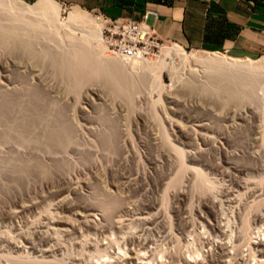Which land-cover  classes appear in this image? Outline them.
<instances>
[{
  "label": "rangeland",
  "instance_id": "374dc122",
  "mask_svg": "<svg viewBox=\"0 0 264 264\" xmlns=\"http://www.w3.org/2000/svg\"><path fill=\"white\" fill-rule=\"evenodd\" d=\"M24 1L33 4L37 0ZM59 2L62 3L61 1ZM63 6L64 10L62 12V20H65L67 19L72 9L76 6L69 4H63ZM90 13L96 15L93 12ZM61 38L62 37H60L59 39ZM62 39L61 41L59 40L61 44L59 42H56V44H51V46L53 48H56L58 52L60 51L59 53L64 51L63 47L65 48V51L67 50V48H69V44L67 45L65 43H68L70 39ZM174 44L178 43L164 41L160 42V45L164 46H172ZM58 45H60V47H63L60 48ZM2 48L0 47V86L1 88L3 86L2 90L10 91L12 87L18 86V88L14 87L13 90L19 91L21 87H23L20 90L22 91L28 84L37 86L41 89L47 82L48 85L45 84V88L41 90L44 94L47 95L50 100L52 99L51 101L61 104L62 106H66L65 111L67 109V112L69 114L67 116L68 118H71L70 121L74 129L77 128L74 132L76 133L74 134L75 136L72 135V138L74 137L72 141L75 140L77 143L71 141L70 144H68L67 148H65V151H60V156L57 155L59 153L58 151L57 154L56 151H54L53 154L57 156L51 154L54 156L52 157L50 156V153L52 152L49 153L48 151H44L45 153L41 152V154L38 150L40 159L43 157V159L41 160L43 161L45 159L43 162H46V166L48 165L47 168L50 171H48L49 175H42V172L35 171L27 176L19 178L18 181L14 180L17 176L14 179H11L12 177L7 171L8 169H3V167H6L2 164L6 163V159H10L11 157H13V155L14 157H22V159L30 160L31 157H35V155L38 153L35 152L36 149L33 146H29L30 148H26L24 146L26 149L23 147L22 149L17 147L18 144L14 146V142H9L7 144L5 142L0 143V233H2V235L4 236H8L2 237V235L0 234V239L2 240V243L0 242V264H14L10 261V259L15 260L13 259L15 257L16 259L21 258V261L23 260V262L25 259V264H28L27 261L29 262V264H41L42 262V264H134L133 262H130V257H136V255V258L139 259L138 261H142L144 263H146V261L147 263L150 261V264H160L159 262H161L162 264L169 262L167 264H171V262L176 261V258H174L175 256H179L178 258L182 259L181 263V261H179L177 258L179 262L176 261L175 263L179 264H184V260H189L190 258L191 260H193L194 258H196L194 260H201L202 263L204 262V260L208 261L207 263L203 264H215L213 263L212 258L218 256L219 250H213L211 253L209 248L207 246H204L209 240L207 238H210L211 241H214V239L212 238H215V241L220 240V238L224 239L223 242H226L227 240V242L231 244L230 248L233 250V253H235L233 254L230 251V256L232 257V259H228L230 256L226 257L224 260L217 262L218 264H225V262H227L226 264H235V262L237 264H241L243 262L242 264H244V260L246 261L247 259H249L248 264H264L263 262L259 263L261 259L258 261L259 251L261 247L248 245L249 243L246 242L249 250L252 247L254 249V251L251 250L252 252L258 251V253L255 252L257 256H254L255 253H253L252 257H250L251 255L249 254V252H247L248 247L244 246L245 242L243 241L248 240V242H251L252 240H255V238L259 237L261 233V237L262 239H264V232H262L264 231V217H261L264 214V84L261 88H259V90L256 91L255 100L249 98L244 100L238 99L240 101H236L235 103L232 101L228 104L225 97L219 94L206 95L198 91H187V89L184 87L187 81L192 79L195 82L197 79L198 82H195L196 85L201 86L202 83L208 81L207 78H209L211 75L209 73H206V71L202 67L200 69H198L199 67H197V70L192 73L188 68H184L181 59L176 57L173 60H166L169 66L167 67L168 69L166 68L165 70H163V72L161 71L160 74L158 73L159 75H161L159 81L153 76L151 72L147 74V72L145 73V71H133L132 74L134 79L137 78L138 80L140 79V77H146V82H143L139 86L140 88L136 89V91L133 93L131 104L125 98L114 93L101 81L97 80L82 87V91L80 90L81 92L75 91V93L74 91H69L70 94L75 93L70 95L67 90L68 88L67 82H65V77L56 73L52 66L46 64L43 65L45 67H42V64H40L41 69L36 66L38 70H34V65L30 63V66L32 68L29 67L28 61L19 58V56H17L19 59L16 56H12V53H8L5 48ZM184 48L188 52H192L194 50L191 48ZM197 51L210 52L204 50ZM224 54L241 59L250 58L229 53ZM102 55L105 57V54L103 52ZM161 55L162 50L160 48L159 51H156L155 55L151 57V59L157 60ZM115 58L117 59L118 57ZM250 59L258 60L260 58ZM22 62H24L25 64L28 63V65L24 66ZM19 64L23 67L18 68L17 66ZM16 71L18 72V74L24 72L22 74L24 76L26 73H28L26 74V76H28L25 77L28 80H25V78H21V74L17 75ZM35 74H39L37 75L39 77H37ZM33 77L36 78L33 79ZM11 78L13 79L11 80L13 85L7 83V80ZM38 79L40 80V82L44 83H40ZM42 79H44V81H42ZM49 79L52 81H50ZM27 81L29 82L27 83ZM49 83H51V85ZM53 87L55 88L53 89ZM53 91H58V95H56ZM60 92H64L62 94L65 95V97H63ZM67 94L70 96H68ZM251 100H253L254 102ZM225 102L227 104H225ZM71 114H73L74 117L71 116ZM170 119L176 120V122L178 121L179 124H182V126H193L195 130L196 128L197 131L199 129V132L202 131L199 125H208L207 128L209 129L205 131H210L209 133L211 134V137L212 135H214L216 136V139H213L214 136L212 137L211 140L214 141L213 143L211 140L205 141L198 136L196 139L191 141L185 137H182L179 131V127L172 125L170 123ZM107 131L111 133L109 135L115 134V150L113 149L111 151V148H113V146L111 148H108L106 142L100 138L101 136L104 137V135L105 137H108ZM205 131L203 130L202 133L204 132L205 134H207ZM164 134H166L169 139L166 138ZM116 135L119 137V139ZM166 139H168V141L170 140V144L166 141ZM116 141H123L120 142L123 143V147L119 148V146L122 145H119V143L116 145ZM126 142L127 144L125 145ZM163 143L168 144L166 146V144ZM171 144L174 145L175 148L180 147L177 148L179 150H181L182 148L184 153L185 151L186 153H191L192 151L190 156L188 155V153L187 155L185 154L186 156L184 155L185 159H183L185 161L183 160V165L184 167L189 165L190 168L195 167V169L197 167L198 169L196 170H200L202 173L198 175L199 179L195 178L197 177L195 175H197L198 171H196V173L193 172V170L195 169H191L193 172L192 173L190 172V168L184 169H187L186 173L183 171L185 174H182L184 178L182 176H179L182 173L178 171V168H180L179 165H181V161L178 162L180 158L176 154L177 150L174 149V151L176 152H174L173 149L172 151H169V148H173V146L170 147ZM69 145H71V147H69ZM106 146L109 150L105 149ZM126 146L127 148L125 149ZM17 148L19 149V151L21 150L22 153H19ZM116 148H119L117 149L118 151L116 150ZM14 151H16L17 154ZM63 151L65 153L62 154L61 152ZM165 151H169V157L167 156V153ZM124 152H126L127 154ZM171 152H173L174 154ZM196 152L201 154L202 156H200ZM124 154L126 156L125 158L128 157L127 160L129 162L123 157ZM136 154L137 156H135ZM132 155L133 157H135L133 158ZM172 155L174 157H172ZM51 158L54 159L52 160ZM56 158L60 159L57 160ZM156 158H160V160H163L162 162L158 160L156 163V161H154L157 160ZM171 158H176L178 160H170ZM4 160L6 161L4 162ZM171 161H175V163H171ZM153 162H155L156 165ZM241 167H243L242 170H240ZM171 168H173V171H171ZM174 168H177V172L180 173L177 176L175 173L176 170ZM234 168H236L237 170ZM169 170L171 171L170 173ZM5 173L9 176H7ZM170 175H174L172 177L175 179V181H173L174 179L171 181L172 177ZM200 175H202L203 178H200ZM181 178H183L184 180L182 179L180 181ZM193 178L194 181L192 180ZM201 179L203 181L205 179L206 182L204 181V183H206L207 186L202 185L203 183L201 184L202 186L200 184L198 185L199 181L201 183ZM11 180L15 181L16 184ZM63 180H65V182L68 181L67 183L69 184H66ZM168 181H170V183ZM165 182L169 185H167ZM165 184L166 187H164ZM181 184H184V186L186 187L184 188L183 186H180ZM70 185L73 189H76L78 187V189L80 190H76L82 192L81 194L83 196L80 194V192H78V195L82 197H79L76 194L74 196V193L68 192L69 188L71 191ZM66 186L68 187L67 190L65 189L67 188ZM173 186L175 188V191L177 188L178 191L184 192L183 195H181L178 191V194L176 195L177 192L173 190ZM179 186L183 188H180ZM200 186L204 190H202ZM60 188L62 190H60ZM168 188L172 191L170 192ZM56 189H58L59 191H55ZM159 189H161L162 192H160ZM165 189L168 190L167 192L169 194L165 192ZM205 189L210 190L208 191ZM64 190H66L65 194L68 192L66 195L69 194V197L67 196L68 199L71 198V200H68V202L70 201V204L67 203L68 207L66 206V203L62 204V202H59L58 199L59 195L57 193L60 194ZM186 191H189V194ZM52 192H55L54 195L51 194ZM70 193H72V195ZM205 193H207V196H209L207 197ZM55 194H57L58 196ZM59 197L61 199V196ZM209 197L216 199H212L213 201H210ZM111 199H114V202L116 201V206L114 205L115 209L112 208L113 206L107 207L109 206L107 203L109 200L112 201ZM181 199H184L186 201H181ZM38 200L40 201V203H38ZM207 200L208 204L206 203ZM229 200L231 202H229ZM154 201L156 203H153ZM216 201L217 203H215ZM35 202L37 203V205L35 204ZM212 202H214V204H217V207L215 206V212H212V209H214L213 205H211ZM22 204H27L29 206L34 204L35 206L39 207L37 208L33 205V207L30 208L31 211H27V209V212L25 211L26 213L21 214V208L18 207L22 206ZM157 204L160 205L157 206ZM152 205L157 206V209ZM219 205H222L220 206L221 210ZM208 206L210 209L208 208ZM91 207L97 209L95 214V216L97 215V217L92 218L94 220L92 223L94 227L92 226L90 228L84 225L85 220L80 215H88L90 213L89 210H92L90 209ZM16 209L19 210L20 213L19 211L17 212ZM159 209L162 213L160 214L161 216L158 213L160 211L157 212V210ZM8 211H13L11 213H14L15 211V214H12L13 216H11V213L9 212V214L7 215L6 213ZM144 211H148L149 213H145ZM260 212L262 213V215ZM183 213L186 214V216ZM16 214L18 216H16ZM166 214L167 216H162ZM256 214L257 216H255ZM258 214L263 221L258 222L256 220L258 224L256 225V222L254 220L256 217H258ZM146 215L149 216V221L147 219L148 222L141 220L139 221V219H137L138 216L145 217ZM168 216L169 218H167ZM218 216L221 217H219L220 220L219 218H217ZM240 216L242 217V219H240ZM62 217L63 219L66 217V220L70 219L69 223H75V227H70L71 229H68L69 226H60V223L62 222L61 220H59V218ZM67 217L69 219H67ZM158 217L159 219L157 220L156 218ZM243 218L244 220L245 218L248 219V223L252 224L249 225L247 221H245L244 223L241 222L243 221ZM114 219L117 221L118 225ZM165 219L167 221H165ZM181 219V222L184 223L180 222ZM185 219L186 222L189 221L190 224V221H193L194 224L196 223L195 227H193V222V226L188 223L190 232L189 230H187L188 228L185 225ZM217 219L218 222L223 221L227 223V230L229 229L231 232L228 230L226 236L213 233L210 230L211 223H216ZM118 221H120L122 224H120ZM159 221L163 222L162 224L160 222L158 225L161 228L158 227L157 224H155ZM229 221L232 223L231 225ZM142 222L146 223L142 224ZM56 223L58 224L56 225ZM149 223L151 224L149 225ZM171 223H173L174 226H171ZM225 223L223 224L226 225ZM242 223L243 225H241ZM245 223H247V226H250V228L248 227L250 229H248V232L246 231L247 229L244 231L247 226L245 228L242 227L243 229L241 228V226H245ZM147 224L152 227L153 230L152 228L150 229ZM164 224L170 225L171 228L174 229V233L171 228H169L168 226L166 227ZM180 224H182L181 227ZM106 225H108V227ZM235 225H237V227ZM238 226L240 228H238ZM259 226H261L262 228ZM256 227H259L261 231L260 233L259 229ZM55 228L57 230H55ZM63 228L68 229L71 234L66 229L65 230L69 234H67L66 231L60 232V230ZM191 228L194 229L191 230ZM148 229L150 230V233H148ZM45 231L49 233L46 234ZM169 231H171V233ZM254 231H257L256 234L258 236L254 233ZM50 232L52 233V235ZM54 232L57 235H55ZM164 232H166V234ZM245 232L249 233V235H247ZM241 233L242 236L239 235ZM170 234L172 235L170 236ZM234 234L240 236L238 238L243 241L242 243L244 244H241L243 245V247L240 245V248L239 244L236 245L237 236H234ZM136 235L139 236L137 237L139 239L141 236V238L144 237L143 239H140L141 242L147 240L146 238L151 237L149 239L151 240V243L148 246L152 247L151 250L149 248L150 251L148 250V247L143 246H141L143 247L141 251V247L139 246L138 248V243H135L134 245L129 243V237H136ZM47 236L53 237L55 239L58 236L59 239L57 238V242L50 241V245V243L45 240L46 238H44ZM229 236H231V238ZM232 236L234 237L233 239ZM241 237L244 239H242ZM245 237L247 239H245ZM6 238L8 239L5 240ZM228 238L232 239L233 241L230 240V242ZM248 238L250 239V241ZM240 240L238 242H241ZM5 241L10 242L5 243ZM232 242H234V249L232 248ZM12 243H15V245H13ZM19 245L21 246V248H19ZM36 246L37 248H35ZM49 247H51V249ZM205 247L207 248V251ZM238 247L240 249H238ZM244 247L247 248L246 251H244L245 249L241 250ZM34 248L35 250H38L39 248L38 251H42V249L44 250V248H49L50 250L48 249V254L41 255L42 253L40 254V252H36L37 250L35 251ZM235 249L238 250L241 256L237 254V251ZM138 250L141 251V255L136 254L139 252ZM241 251H244L245 253H241ZM247 253L250 255V258H247L248 256H246V258L244 257ZM171 254L174 257H172ZM208 254L212 257L210 258ZM206 255L208 257H206ZM236 255H239V260H236ZM28 256L30 257L28 258ZM45 256L47 257L45 258ZM241 257H244L245 259H242ZM206 258H208V260ZM31 259H35L38 261L33 260V262H30ZM43 259H46L47 262L41 261ZM209 259H211V261ZM19 260L17 262L21 263ZM231 261L233 263H231Z\"/></svg>",
  "mask_w": 264,
  "mask_h": 264
},
{
  "label": "bare ground",
  "instance_id": "6f19581e",
  "mask_svg": "<svg viewBox=\"0 0 264 264\" xmlns=\"http://www.w3.org/2000/svg\"><path fill=\"white\" fill-rule=\"evenodd\" d=\"M64 10V6L62 3H60L59 1L57 0H37L35 3L33 4H30L24 0H0V47L2 48H5V50L8 51V53H12V56H19V58L23 59V60H26L29 62V67L30 66V63L32 65H34V70H38V68L41 67L40 64H42V67H45L43 65H46V64H49V66H52L54 68V71L60 75H62L63 77H65V82H67V90L68 92H81V88L86 86L87 84L93 82V81H101L103 84H105L106 86H108L114 93H116L117 95L125 98L128 102H132V99H133V93L136 91V89L140 88L139 86L143 83V82H146V77L145 78H141L137 80L133 78V71H137V70H140V72L142 71H145V73L147 72V74H149L150 72L153 74V76L159 81L160 78H161V75H159L161 73V71L163 72V70H165L169 65L167 63V59H175L176 57L180 58L181 59V62H182V65L184 66V68H188L192 73H194L196 70H197V67H199L198 69H200L201 67L206 71V73H209L211 76L208 79L207 82L205 83H202L204 85L201 84V86H198L196 85L195 82H198L197 79L196 81L194 82L192 79H190L189 81H187L185 83V88L188 90H191V91H198V92H202V94H210V95H216V94H219L223 97H225V99L227 100L228 104L231 103L232 101L235 103L236 101H240L238 99H253L255 100L256 99V91L259 90V88L262 87V85L264 84V58H260L258 60H254V59H250V58H246V59H241V58H236V57H232V56H228L222 52H200V51H197V50H193L192 52H188L182 45L180 44H174L172 46H164V45H160V48L162 50V55L159 57V59L157 60H153L151 58H144V59H124V58H115V57H111V56H107V48L104 46V41H103V27H104V24L103 22H101L96 15H93L92 13H90L89 11L79 7V6H76L72 9V11L69 13L67 19L65 20H62V12ZM64 15V14H63ZM65 18V17H64ZM60 37L62 38H68L70 39L67 40L69 41L68 43H65V44H69L67 48V50L65 51V48L63 47L64 51L59 53L57 51L56 48H53L51 46L52 43H55L56 42H59V40L61 41V39H59ZM59 39V40H58ZM58 40V41H57ZM65 40V39H64ZM63 41V39H62ZM66 41V42H67ZM60 43V42H59ZM64 43V42H63ZM58 44V43H57ZM61 44V43H60ZM54 45V44H53ZM66 45V46H67ZM60 47V45H58ZM56 47V46H55ZM60 47V48H62ZM2 48V49H3ZM59 50V49H58ZM102 52L105 54V57L102 55ZM1 55V54H0ZM11 56V57H12ZM18 58V57H17ZM18 58V59H19ZM13 59V58H12ZM173 62V61H172ZM171 62V63H172ZM177 62V61H176ZM21 63V62H19ZM22 64L25 65H28L25 64L24 62H22ZM39 65V66H38ZM17 66V65H16ZM37 66V67H36ZM15 67V66H14ZM18 68H21L23 67L22 65H18L17 66ZM32 68V67H31ZM23 69V68H22ZM41 69V68H40ZM39 69V70H40ZM168 69V68H167ZM174 69V68H173ZM18 70V69H17ZM33 70V71H34ZM175 70V69H174ZM20 71V70H19ZM22 71V70H21ZM25 71V70H24ZM53 71V72H54ZM17 72V71H16ZM50 72V70H49ZM204 72V71H203ZM15 73V72H14ZM20 73V72H19ZM24 73V72H23ZM23 73H20L18 74L17 72V75H20L21 78H25L27 77L26 73L25 76L22 75ZM44 73V72H43ZM47 73V72H46ZM52 73V72H51ZM159 73V74H158ZM45 74V73H44ZM53 74V73H52ZM36 76L39 75V74H35ZM34 75V76H35ZM41 75V73H40ZM43 75V74H42ZM50 75V74H49ZM208 75V74H207ZM19 76V77H20ZM143 76V75H142ZM147 76V75H146ZM39 77V76H37ZM52 77V76H51ZM56 77V76H55ZM6 78H9V77H6ZM36 78V77H33V79ZM57 78V77H56ZM11 80H13L12 78L11 79H8L7 83H9L10 85L12 84ZM16 80V79H15ZM25 80H28L25 78ZM39 80V79H38ZM50 80V79H49ZM60 80V79H59ZM42 81H44V79H42ZM47 81V80H46ZM45 81V82H46ZM52 81V80H50ZM48 81V82H50ZM29 81H27L28 83ZM40 82V80H39ZM59 82H62V81H59ZM155 82V81H154ZM25 83V81H24ZM26 83V84H27ZM42 83V82H40ZM44 83V82H43ZM42 83V84H43ZM156 83V82H155ZM15 84V83H14ZM25 84V85H26ZM47 84V82L45 83ZM44 84V85H45ZM51 85V83H49ZM152 84V83H151ZM150 84V85H151ZM13 85V84H12ZM43 85V88H45V86ZM48 85V84H47ZM57 85V84H55ZM101 85V84H100ZM157 85V84H156ZM159 85V84H158ZM21 86V85H20ZM61 86V85H60ZM152 86V85H151ZM5 87V86H4ZM12 87V86H11ZM16 88H18V86H14ZM14 87L11 88L10 91H6V90H2L3 89V86L1 88L0 86V143H13L14 142V146L17 145V147L19 148H30L29 146H33L36 150L35 152L38 153L36 155H39V151L40 153L41 152H44V151H48L50 153V156L54 157V156H57L60 154V151L61 150H66L65 148H67L68 144H70V142L72 141V139H74V137L72 138V135L75 136L74 133L75 132V128L73 127V125L71 124V121L70 119L71 118H68L67 115L68 114V110L66 109L65 111V107L66 106H62L61 104H58L54 101H51L46 94L43 93V88H38L37 86H33L31 84H28L26 85L25 89L20 91L23 87H21V89L19 91H15L13 90ZM58 87V86H57ZM143 87V86H142ZM162 87V86H160ZM55 87H53L54 89ZM159 88V87H158ZM10 89V88H9ZM47 89V88H46ZM53 89H50V90H53ZM146 89V88H145ZM263 89H264V86H263ZM13 90V91H12ZM49 90V89H48ZM58 90V89H57ZM81 90V91H80ZM161 90V89H160ZM261 90V89H260ZM61 91V90H60ZM159 91V90H158ZM55 92V91H53ZM69 92V94H70ZM190 92V91H189ZM58 91L55 92L56 95ZM61 93V92H60ZM64 93V92H62ZM61 93V94H62ZM76 93V92H75ZM75 93H71V94H75ZM196 93V92H195ZM59 94V95H61ZM70 94V95H71ZM201 94V93H200ZM68 95V94H67ZM66 95V97H67ZM68 95V96H70ZM63 97H65V95L62 94ZM61 96V97H62ZM74 96V95H73ZM52 97V96H51ZM55 97V96H54ZM60 97V98H61ZM76 97V96H75ZM218 97V96H216ZM220 97V96H219ZM258 98V97H257ZM65 99V98H64ZM72 99V98H71ZM251 100V101H253ZM76 101V100H75ZM160 102V101H158ZM254 102V101H253ZM132 104V103H131ZM225 104H227L225 102ZM257 104V103H256ZM231 105V104H230ZM228 106V105H226ZM84 109V108H83ZM163 110V109H162ZM155 111V110H154ZM107 113V112H106ZM71 116H73V114H71ZM157 116V115H156ZM74 117V116H73ZM155 118V117H154ZM170 118V117H169ZM105 119V117H104ZM75 120V119H74ZM73 121V120H72ZM170 123L172 125H175L177 127H179V131L182 135V137H185L189 140H194L196 139L198 136L200 138H202L203 140L205 141H210L212 139V137L214 135H212L211 137V134L209 133L210 131L206 132L205 130H208L209 128H207V126L205 124H202V125H199L202 129V131L204 130L207 134H205L204 132L202 133V131L199 132V129L197 131V128L196 130L193 128V126H187V125H183L182 124H179V122L176 120H171L170 119ZM112 125V124H111ZM80 127V126H79ZM160 127V126H159ZM207 128V129H206ZM158 130V129H157ZM165 130V129H164ZM211 130V129H210ZM77 131V130H76ZM163 131V130H162ZM174 131V130H173ZM105 132V131H104ZM108 132V131H107ZM73 133V134H72ZM117 133V131H116ZM212 133V132H211ZM105 134V133H104ZM107 134V133H106ZM111 133L108 132V137H100L101 139H103L105 142H106V145H108V148L112 147L111 148V151L114 149L115 150V143H114V138H115V134L113 135H109ZM121 134V133H120ZM130 134V133H129ZM210 134V135H209ZM100 135V134H98ZM119 135V133H118ZM166 136V134H164ZM231 135V134H230ZM117 136V135H116ZM216 136L213 137V139H216L215 138ZM98 138V137H97ZM117 138L119 139V137L117 136ZM129 138V137H128ZM163 138V137H162ZM166 138H168L166 136ZM169 139V138H168ZM168 139H166L167 142ZM102 140V141H103ZM161 140V139H160ZM164 140V139H163ZM95 141V140H94ZM103 141V142H104ZM212 141V140H211ZM217 141V140H216ZM215 141V142H216ZM16 142V144H15ZM72 142H76L75 140L72 141ZM120 142H123V141H120ZM119 141H116V145L119 143V145L123 144V143H120ZM214 143V141H212ZM77 143V142H76ZM211 143V142H210ZM127 144V142L125 143V145ZM133 144V143H132ZM163 144H166V143H163ZM168 144V143H167ZM166 144V146H167ZM170 144V142H169ZM22 145V146H21ZM118 145V146H119ZM137 145V144H136ZM216 145V144H215ZM21 146V147H20ZM25 146V147H24ZM117 146V147H118ZM173 148H169V151H174L177 150V155L178 157L180 158L179 160L178 159H174V160H178V162L181 161V165L180 168H178L180 171L177 172V168L175 169L176 170V176L178 174H180L179 176H182V174H184V172L186 173L187 172V169L190 168V166H185L183 165V160L185 159V156L187 155L186 151L184 153V151L182 150H179L177 148H180V147H177L175 148L174 145L171 144L170 147ZM1 147V146H0ZM3 147V146H2ZM69 147H71V145H69ZM122 148V146H119V148ZM134 147V146H133ZM160 147V146H158ZM169 147V146H168ZM167 147V148H168ZM22 148V149H23ZM25 148V149H26ZM107 146H106V150L108 149ZM119 148H116L119 149ZM127 148V146L125 147V149ZM163 148V147H162ZM18 149V148H17ZM15 149V150H17ZM160 149V148H159ZM34 150V149H33ZM39 150V151H38ZM69 150V149H68ZM109 150V149H108ZM202 150V148H201ZM205 150V149H203ZM54 151H56V154H57V151L59 152L57 155H54ZM61 152L62 154L65 153V152ZM118 151V150H117ZM138 151V150H137ZM169 151H165L167 153V156L169 155L168 152ZM16 154L17 152L14 151ZM18 152L19 153H22L21 150L19 151L18 149ZM25 152V151H24ZM47 152V153H48ZM129 152V151H128ZM131 152V151H130ZM176 152V151H174ZM194 152V151H193ZM199 152V151H197ZM196 152V153H197ZM14 153V154H15ZM26 153V152H25ZM45 153V152H44ZM115 153V152H114ZM126 153V152H124ZM173 153V152H171ZM192 153V151H191ZM191 153H188V155L190 156ZM195 153V154H196ZM236 153V152H235ZM13 154V153H11ZM33 154V153H32ZM42 154V153H41ZM53 154V155H51ZM127 154V153H126ZM135 154V153H134ZM174 154V153H173ZM186 154V155H185ZM199 154V153H197ZM26 155V154H25ZM33 158L31 157V159L29 160H26V159H22L21 158H18V157H11L10 159H6L7 162L6 163H3L2 165H4L6 168L3 167V169H8L7 171L9 172L10 176L12 177L11 179H14L16 176V178L14 179L15 181L21 177H24V176H27L29 174H31L32 172H35V171H40L42 172L43 174L42 175H46L48 176L49 174V169L47 168L46 166V162H43L41 159H43V157L40 159V155L39 156H36ZM49 155V154H48ZM185 155V156H184ZM200 156H202L201 154H199ZM23 156V155H22ZM28 156V155H27ZM60 156V155H59ZM58 156V157H59ZM129 156V155H128ZM137 156V154L135 155ZM134 156V157H135ZM160 156V155H158ZM166 156V155H165ZM164 156V157H165ZM171 156V155H170ZM237 156V155H236ZM25 157V156H24ZM45 157V156H44ZM63 157V156H62ZM124 158L126 157L125 154L123 156ZM133 157V155H132ZM133 157V158H134ZM169 157V156H168ZM172 157H174L172 155ZM198 157V156H197ZM33 158V159H32ZM128 158V157H127ZM127 158H125L127 160ZM137 158V157H136ZM184 158V159H183ZM52 159V158H51ZM54 159V158H53ZM52 159V160H53ZM57 159V158H56ZM55 159V160H56ZM60 159V158H59ZM57 159V160H59ZM64 159V158H63ZM140 159V158H139ZM157 160H154L157 161L160 160V158H156ZM172 158L170 160H173ZM4 160V162L6 161ZM163 159H161L160 161L162 162ZM168 160V158H167ZM169 160V162H170ZM128 161V160H127ZM138 161V160H137ZM159 161V162H160ZM185 161V160H184ZM58 162V161H57ZM129 162V161H128ZM175 163V161H171V163ZM68 163V162H67ZM95 163V162H94ZM97 163V162H96ZM125 163V162H124ZM140 163V162H139ZM155 163V162H153ZM155 163V165H156ZM177 163V162H176ZM263 163V162H262ZM58 164V163H57ZM160 164V163H159ZM157 164V165H159ZM162 164V163H161ZM165 164V162H164ZM72 165V164H71ZM87 165V164H86ZM177 165V164H176ZM58 166V165H56ZM96 166V165H95ZM139 166V165H138ZM137 166V167H138ZM174 166V165H173ZM178 166V165H177ZM239 166V164H238ZM244 167V166H243ZM240 168V170H242V168ZM185 168H187L186 170H184ZM169 169V168H168ZM173 171V168H171ZM193 170L195 169V167H191L190 170ZM196 169H198L196 167ZM193 170V172H196L198 170ZM236 169V168H234ZM188 170V171H190ZM192 170L190 172H192ZM231 170V169H230ZM237 170V169H236ZM246 170V169H245ZM49 171V172H48ZM169 170V173L171 172ZM184 171V172H183ZM200 171V170H199ZM197 173V177L195 178H198V175L199 174H202L201 171L200 173ZM244 171V169H243ZM192 172V173H193ZM229 172V171H228ZM2 173V172H1ZM7 173V172H6ZM5 173V174H6ZM166 173V172H165ZM164 173V175H165ZM231 173V172H230ZM163 174V173H162ZM161 174V175H162ZM174 174V173H173ZM224 174V173H223ZM7 175V174H6ZM41 175V174H40ZM163 175V176H164ZM185 175V174H184ZM190 175V174H189ZM9 176V175H7ZM125 176V175H124ZM171 176V175H170ZM174 176V175H172ZM171 176V177H172ZM175 176V177H176ZM178 176V178H179ZM201 177L200 178H203L202 175H200ZM206 177V176H205ZM1 178V177H0ZM136 178V177H135ZM184 178V177H183ZM181 178L180 181L183 179ZM240 178V177H239ZM23 179V178H22ZM26 179V178H25ZM63 179V178H62ZM160 179V178H159ZM174 178L172 177L171 181L173 180ZM199 179V178H198ZM47 180V179H46ZM177 180V179H176ZM184 180V179H183ZM194 181V178L192 179ZM12 182L15 183V181L11 180ZM65 182V180H63ZM175 181V179L173 180ZM192 181V182H193ZM196 181V179H195ZM199 181V180H198ZM197 181V182H198ZM203 180L201 179V183L199 181L198 185L202 184L204 186H207L206 183H204V181L202 182ZM68 182V181H67ZM65 182L66 184H69ZM170 183V181H168ZM191 182V184H192ZM206 182V181H205ZM166 183V182H165ZM172 183V182H171ZM196 183V182H195ZM13 184V183H12ZM16 184V183H15ZM167 184V183H166ZM166 184L164 185V187H166ZM65 185V184H64ZM163 185V184H162ZM169 185V184H167ZM197 185V184H196ZM201 185V186H202ZM68 186V185H67ZM66 186V187H67ZM160 186V185H159ZM180 186H183L184 188L186 186H184V184L180 185ZM179 186V187H180ZM200 186V188L202 189V187ZM261 186V185H260ZM71 187V185H70ZM76 187V186H74ZM158 187V185H157ZM161 187V186H160ZM177 187V186H176ZM178 187V188H179ZM183 187H180V188H183ZM209 187V186H208ZM207 187V188H208ZM65 188V187H63ZM80 188V187H79ZM162 188V187H161ZM170 188V187H169ZM168 188V189H169ZM173 190L175 191V188L174 186L172 187ZM205 188V187H203ZM256 188V187H255ZM66 190L68 189L65 188ZM78 189V187L76 188ZM75 188L73 189L71 187V191H70V188L68 190V192H72L74 193L73 195L75 196V194L77 196H79L78 190H76ZM58 189H56L55 191H57ZM60 190H62L60 188ZM66 190H64L63 192H61L60 194L57 193L59 196H61V199L60 197L58 196V199H59V202H62V204H65L66 203V206H67V203L70 204L68 202V200H71L68 199V195L65 194ZM158 190V189H157ZM160 192L161 189H159ZM170 192L172 191L171 189H169ZM188 190V189H187ZM204 190V189H202ZM205 190H208V189H205ZM210 190V189H209ZM208 190V191H209ZM256 190V189H255ZM59 191V190H58ZM57 191V192H58ZM168 190L165 189V192H167ZM177 188H176V191L177 192ZM97 192V191H96ZM164 192V193H165ZM181 195H183L184 192L182 191H178ZM178 192L176 193V195L178 194ZM187 192V191H186ZM189 192V191H188ZM187 192V193H188ZM204 192V191H203ZM207 192V191H206ZM259 192V191H258ZM55 192H52L51 194L54 195ZM72 193H70L72 195ZM82 192H80L81 194ZM163 193V194H164ZM168 193V192H167ZM225 193V192H224ZM230 193V192H229ZM169 194V193H168ZM189 194V193H188ZM187 194V195H188ZM206 196H207V193H205ZM1 195V194H0ZM4 195V194H3ZM82 195V194H81ZM105 195V194H104ZM165 195V194H164ZM186 195V196H187ZM255 195V194H254ZM68 196V197H67ZM76 196V197H77ZM83 196V195H82ZM82 196H79V197H82ZM106 196V195H105ZM109 196V195H108ZM163 196V195H162ZM209 196V195H208ZM207 196V197H208ZM55 197V196H54ZM85 197V196H84ZM115 197V196H114ZM166 197V196H165ZM164 197V198H165ZM179 197V196H178ZM184 197V196H183ZM188 197V196H187ZM182 198V197H181ZM210 198V197H209ZM208 198V200H209ZM213 198H210V201L212 200ZM216 199V198H215ZM213 199V200H215ZM112 200V199H111ZM116 200V199H115ZM119 200V199H118ZM117 200V201H118ZM168 200V199H167ZM184 200V199H183ZM181 199V201H183ZM208 200H207V204H208ZM212 200V201H213ZM219 200V199H218ZM234 200V199H233ZM236 200V199H235ZM238 200V199H237ZM241 200V199H240ZM107 201V200H106ZM110 201V200H109ZM108 201V205L107 207H112L114 208L116 206V201L114 202V199L112 201L109 202ZM186 201V200H184ZM158 202V201H157ZM163 202V201H162ZM229 202H231L229 200ZM236 202V201H234ZM238 202V201H237ZM33 203V202H32ZM38 203H40V201L38 200ZM153 203H156L155 201ZM159 203V202H158ZM217 203V201L215 202ZM219 203V202H218ZM25 204V203H24ZM35 204L37 205V203L35 202ZM60 204V203H59ZM150 204V203H149ZM210 204V203H209ZM34 205V204H33ZM33 205H23L18 207V208H21L20 211L21 214L23 213H26L27 211L30 210L31 207H33ZM40 205V204H38ZM111 205V206H110ZM115 205V206H114ZM160 205V204H157V206ZM211 205H213L214 209H212V212H215V208L217 207L216 205L217 204H214V202L211 203ZM35 206V205H34ZM57 206V205H56ZM153 207L155 205H152ZM151 206V207H152ZM157 206H155L154 208L157 209ZM216 206V207H215ZM222 206V205H219V207ZM37 207V206H35ZM39 207V206H38ZM37 207V208H38ZM68 207V206H67ZM120 207V206H119ZM150 207V208H151ZM152 207V208H153ZM37 208H34V209H37ZM43 208V207H42ZM149 208V209H150ZM184 208V207H183ZM209 208V206H208ZM28 209V210H27ZM92 210H89V214L88 215H80L85 221H84V225L87 226V227H92V223H93V217H97V215L95 216L96 214V210L95 208H90ZM111 209V208H110ZM115 209V208H114ZM210 209V208H209ZM27 210V211H26ZM151 210V209H150ZM154 210V209H152ZM219 210V209H218ZM220 210H221V207H220ZM16 211L18 212L19 210L16 209ZM19 211V213H20ZM26 211V212H25ZM31 211V210H30ZM100 211V210H99ZM149 211V210H148ZM148 211H146L147 213H149ZM160 211L157 210V212ZM260 211V210H259ZM258 211V213H259ZM9 212H13V211H8L6 214L8 215ZM16 212V213H17ZM38 212V211H37ZM98 212V211H97ZM145 212V211H144ZM145 212V213H146ZM163 212V211H162ZM181 212V210H180ZM179 212V213H180ZM187 212V211H186ZM221 212V211H220ZM43 213V211H42ZM103 213V212H102ZM105 213V212H104ZM141 213V212H140ZM159 215L162 214L161 211L158 212ZM190 213V212H189ZM210 213V212H209ZM219 213V212H217ZM261 213V212H260ZM12 214H15V211L14 213H11L10 215L13 216ZM18 214V213H17ZM16 214V216H18ZM52 214V213H51ZM58 214V213H57ZM81 214V213H80ZM115 214V213H114ZM142 214V213H141ZM164 214V213H163ZM184 214V213H183ZM223 214V213H222ZM186 216V214H184ZM212 215V214H211ZM262 215V213H261ZM264 215V214H263ZM261 216V217H264V216ZM15 216V217H16ZM109 216V214H108ZM147 216V215H146ZM145 217H140L138 216L137 219H139V221H149V216H147V218ZM151 216V215H150ZM161 216V215H160ZM163 217L164 216H167L166 215H162ZM180 216V215H179ZM191 216V215H190ZM193 216V215H192ZM223 216V215H222ZM226 216V215H225ZM239 216V215H238ZM257 216V214L255 215ZM9 217V216H8ZM61 217V216H60ZM140 217V218H139ZM215 217V216H214ZM220 216H218L217 218H219ZM258 214V217L255 218V222L256 220L259 222V221H263L262 218H261ZM66 218V217H65ZM63 219L62 218H59V220H61L62 223H60V226L62 225V227H67L69 226L68 229H71L70 227L74 228V224H72V222L69 223L70 219L67 217V219L69 220H66V219ZM119 218V217H118ZM162 218V217H160ZM166 218V217H165ZM169 218V216L167 217ZM166 218V219H167ZM221 218V217H220ZM219 218V220H220ZM224 218V217H223ZM222 218V219H223ZM10 219V218H9ZM63 219V220H62ZM95 219V218H94ZM110 219V218H109ZM135 219V220H137ZM157 220L159 219L156 218ZM165 219V221H167ZM179 219V218H178ZM240 219H242V217L240 216ZM106 220V219H104ZM108 220V219H107ZM115 220V219H114ZM119 220V219H118ZM151 220H154V219H151ZM164 220V218H163ZM248 219L243 218V221L241 222H245L247 221ZM116 221V220H115ZM147 221V222H148ZM182 221V219L180 220V222ZM235 221V220H234ZM60 222V221H59ZM113 222V221H112ZM120 224H122V220L121 222L118 221ZM151 222V221H150ZM155 222V221H154ZM161 221H159L158 223L156 222L155 224H157V226L159 225ZM178 222V221H177ZM185 222H186V219H185ZM191 224L188 222H186V226L188 228V223L195 227V224L193 221H190ZM192 222H193V225H192ZM253 222V221H252ZM114 223V222H113ZM117 223V221H116ZM115 223V225H116ZM124 223V222H123ZM146 222H142V224H145ZM163 222H161L162 224ZM179 223V222H178ZM181 223H184V222H181ZM223 223L225 222H218V219H217V222L214 224L211 223V228L210 230L213 232V233H216V234H219V235H222V236H226L227 235V223H225L226 225H224ZM230 225L232 224L230 221H229ZM228 223V224H229ZM243 223L241 225H243ZM248 223V221H247ZM247 223H245V226H241V228H245L247 226ZM58 223H56L57 225ZM119 224V225H120ZM151 223H149L150 225ZM153 224V223H152ZM168 224V223H167ZM167 224H164L166 227L168 226L169 228H171V226H174L173 223H171L172 225H167ZM170 224V223H169ZM234 224V223H233ZM238 224V223H237ZM249 224V223H248ZM252 224V223H251ZM249 224V225H251ZM256 225L257 222L255 223ZM260 224V223H259ZM76 225V224H75ZM110 225V224H108ZM108 225H106L108 227ZM118 225V223H117ZM148 225V224H147ZM148 225V226H149ZM163 225V226H164ZM182 224H180V227H181ZM239 225V224H238ZM247 226L244 231L246 230L247 232L250 230V226ZM261 225V224H260ZM264 225V224H263ZM262 225V227H263ZM121 226V225H120ZM146 226V225H145ZM156 226V228H157ZM184 226V225H183ZM182 226V227H183ZM190 226V227H191ZM234 226V225H233ZM237 227V225H235ZM62 227H57V228H62ZM77 227V226H76ZM94 227V226H93ZM119 227V226H118ZM150 227V226H149ZM160 227V226H158ZM207 227V226H206ZM229 227H232V226H229ZM249 227V228H248ZM261 227V226H259ZM259 227H256L259 229ZM261 227V228H262ZM148 228V227H146ZM152 227H150L151 229ZM155 228V227H154ZM161 228V227H160ZM179 228V227H178ZM238 228H240L238 226ZM242 228V229H243ZM66 229V228H65ZM64 228L63 229H59L60 232L61 231H66L68 229L65 230ZM77 229V228H75ZM172 229V228H171ZM180 229V228H179ZM186 229V228H185ZM190 228H188L187 230H189ZM194 229V228H191V230ZM200 229V228H199ZM249 229V230H248ZM257 229V230H258ZM55 230H57L55 228ZM149 230V229H148ZM153 230V228H152ZM182 230V229H181ZM198 230V229H197ZM205 230V229H204ZM233 230V228H232ZM237 230V229H236ZM241 230V229H240ZM4 231V230H3ZM42 231V230H41ZM54 231V230H53ZM173 233H174V229H172ZM179 231V230H178ZM210 231V232H211ZM230 231V230H229ZM243 231V232H244ZM69 232V230H68ZM73 232V230H72ZM146 232V231H145ZM144 232V233H145ZM154 232V231H152ZM151 232V233H152ZM168 232V231H166ZM166 232H164L166 234ZM171 233V231H169ZM186 232V231H185ZM188 232V231H187ZM190 232V230H189ZM231 232V231H230ZM245 232L247 235H249V233ZM260 229H259V233H260ZM264 232V231H262ZM40 233V232H39ZM42 233V232H41ZM46 234H48L46 231H45ZM51 233V232H50ZM67 233V231H66ZM71 234V232H69ZM67 233V234H69ZM148 233H150V230L148 231ZM212 233V234H213ZM254 233L256 234L257 231ZM253 233V234H254ZM2 235V233H0ZM9 234V233H8ZM43 234V233H42ZM55 234V232H54ZM66 234V235H67ZM205 234V233H204ZM254 234V235H255ZM262 234V233H261ZM261 234H260V238L257 237L255 238V240H252L251 242H248V240H243L245 242V247L247 246V243H249L248 245H255V246H258V247H261L260 251H259V257H258V261L261 259L260 262H263L264 263V239H262L261 237ZM264 234V233H263ZM0 235V236H1ZM52 235V233H51ZM57 235V234H55ZM63 235V234H62ZM149 235V234H148ZM169 235V234H168ZM167 235V236H168ZM172 234H170L171 236ZM176 235V234H175ZM202 235V234H201ZM215 235V234H214ZM240 236H242V233L239 234ZM239 235H236L234 234V236H237V242L240 240L238 237H240ZM257 235V234H256ZM255 235V236H256ZM65 236V235H64ZM71 236V235H70ZM132 236V235H131ZM134 236V235H133ZM141 236V235H140ZM146 236V235H145ZM258 236V235H257ZM263 236V235H262ZM2 237H8V236H4L2 235ZM42 237V236H41ZM49 237V236H47ZM44 237L46 238L45 240L47 242L50 243V241H56L57 238L59 239V237L57 236V238H53V237ZM61 237V235H60ZM138 235H136V237H129V243L131 244H135V243H138V248L139 246H143V247H148L151 243V240H149L151 237L149 238H146L147 240H142L143 242H141L140 239H143ZM176 237V236H175ZM202 237V236H201ZM231 238V236H229ZM43 238V239H44ZM62 238V237H61ZM168 238V237H167ZM172 238V237H171ZM174 238V236H173ZM203 238V237H202ZM218 238V237H217ZM227 238V237H226ZM229 239V241H233L232 239L234 238L232 236V239ZM242 238V237H241ZM264 238V237H263ZM8 238H6L5 240H7ZM42 239V240H43ZM170 239V238H169ZM209 239L207 242H206V245L204 246H207L209 248V250L212 251L213 250H219V254L218 256L215 258L213 257L212 258V261L213 263L215 264H218L217 262H220L222 260H224L226 257H229L230 256V251L233 253V250L230 248V243L227 242H223L224 239H221L220 240H217L215 241V238H212L214 239V241H211L210 238H207ZM236 239V237H235ZM244 239V238H242ZM245 239H247L245 237ZM249 239V238H248ZM44 240V241H45ZM63 240V238H62ZM67 240V239H66ZM230 241V242H231ZM235 241V242H236ZM241 241V240H240ZM243 241L241 242H236V245L239 244V247L241 244H244L242 243ZM250 241V239H249ZM0 242L2 243V240L0 239ZM7 241H5L6 243ZM10 242V241H8ZM7 242V243H8ZM13 242V241H12ZM57 242V241H56ZM152 242H155V241H152ZM247 242V243H246ZM48 243V245H49ZM140 243V244H139ZM142 243V245H141ZM205 243V242H204ZM233 243L232 242V248L234 249L235 247H233ZM11 244V243H10ZM13 244V243H12ZM179 244V243H178ZM229 244V245H228ZM1 245V244H0ZM15 245V243L13 244ZM18 245V244H17ZM16 245V247H17ZM47 245V246H48ZM51 245V243H50ZM122 245V244H121ZM130 245V244H128ZM152 245V244H151ZM4 246V245H2ZM1 246V247H2ZM20 246V245H19ZM132 246V245H130ZM129 246V247H130ZM137 246V244H136ZM243 247V245H241ZM25 247V246H24ZM30 247V246H28ZM128 247V248H129ZM134 247V246H133ZM133 247H132V250H133ZM140 248V250L142 251V248ZM178 247V246H177ZM238 247V249H240ZM243 248L241 250H244L246 251L247 248ZM248 247V246H247ZM251 247V246H250ZM21 248V246L19 247ZM18 248V249H19ZM37 248V246L35 247ZM34 248V250H35ZM51 249V247H49ZM48 248V249H49ZM56 248V247H55ZM58 248V247H57ZM137 248V247H136ZM134 248V249H136ZM151 250V246L148 247V250ZM206 248V247H205ZM17 249V250H18ZM47 248H44V250L42 249V251H36V252H40L41 255L43 254H48L49 250ZM230 249V250H229ZM237 249V248H236ZM235 249V250H236ZM131 250V251H132ZM138 250V251H134V252H138L136 254H140L141 251ZM146 250V251H148ZM149 250V251H150ZM234 250V251H235ZM248 250H249V247H248ZM247 252H249V255L246 254L244 257L246 258V256H248L247 258H250L252 257V254L253 253H258V251H255V252H252L254 251V249L251 247L250 250ZM252 250V251H251ZM258 250V249H256ZM16 251V250H15ZM21 251V250H20ZM24 251V250H23ZM145 251V250H144ZM206 251H207V248H206ZM237 251V254H239L238 250ZM242 252L241 253H245V252ZM252 253H251V252ZM129 252V251H128ZM209 252V251H208ZM207 252V253H208ZM17 253V252H15ZM22 253V252H20ZM53 253V251H52ZM56 253V252H55ZM143 253V252H142ZM254 254V256H257V254ZM135 254V255H136ZM235 254V253H233ZM232 254V256H233ZM141 255V254H140ZM143 255V254H142ZM175 255V254H173ZM177 255V254H176ZM241 256V254H239ZM238 255V256H239ZM244 255V254H242ZM1 256V255H0ZM123 256V255H122ZM139 256V255H138ZM172 256V254H171ZM208 256L211 258L212 256H210L208 254ZM206 255V257H208ZM237 255L235 257L236 260L240 257H238ZM250 256V257H249ZM19 257V256H18ZM17 257V258H18ZM30 256H28L29 258ZM47 256H45L46 258ZM137 257V255H136ZM136 257H130V262L134 263V264H150L151 262L149 261L147 263H144L142 261H138L139 259H137ZM155 257V256H154ZM174 257V256H172ZM179 257V256H178ZM177 256H175L174 258H176V261H181L182 263V259L180 260ZM242 258V259H245V258ZM24 258V257H23ZM132 258V259H131ZM141 258V257H139ZM145 258V257H144ZM178 258V260H177ZM183 258V256H182ZM185 258V257H184ZM257 258V257H255ZM15 260H12L10 259L11 262H13L14 264H18L19 262H17L19 259V261L21 263L19 264H25V259H24V262L23 260L21 261V258H18L16 259L13 258ZM154 259V258H153ZM173 259V258H172ZM196 259V258H194ZM191 260V258L188 260H184V264H203V263H207L208 261H205L202 263L201 260ZM208 260V258H206ZM228 259H232V257L230 256ZM252 259V258H251ZM250 259V261H251ZM35 260V259H33ZM33 260L31 259L30 262ZM141 260V259H140ZM151 260V259H150ZM174 260V259H173ZM172 260V261H173ZM211 261V259H209ZM239 260V259H238ZM35 261H38V260H35ZM41 261H45L47 262V260L43 259ZM40 261V262H41ZM49 261V260H48ZM153 261V260H152ZM157 261V260H156ZM163 261V260H162ZM175 261V262H176ZM178 261V262H179ZM233 261V260H232ZM231 261V263H233ZM44 262V263H45ZM56 262V261H55ZM155 262V261H154ZM164 262V261H163ZM174 261L171 262V264H179V263H175ZM230 262V261H229ZM241 262V261H239ZM244 264H247L249 263V259H247L246 261L244 260ZM1 263V262H0ZM27 263L29 264V262L27 261ZM35 263V262H34ZM39 263V262H38ZM43 263V262H42ZM41 263V264H42ZM153 263V262H152ZM160 264H162L161 262H159ZM169 262H166L165 264H167ZM210 263V262H209ZM227 262H225L226 264ZM243 263V262H242ZM241 263V264H242ZM12 264V263H11ZM32 264V263H30ZM57 264V263H56ZM59 264V263H58ZM164 264V263H163ZM230 264V263H229ZM234 264V263H233ZM235 264H237L235 262ZM251 264V263H250ZM261 264V263H260Z\"/></svg>",
  "mask_w": 264,
  "mask_h": 264
},
{
  "label": "crops",
  "instance_id": "0c3cea01",
  "mask_svg": "<svg viewBox=\"0 0 264 264\" xmlns=\"http://www.w3.org/2000/svg\"><path fill=\"white\" fill-rule=\"evenodd\" d=\"M111 19L141 21L161 42L264 58V0H59Z\"/></svg>",
  "mask_w": 264,
  "mask_h": 264
},
{
  "label": "built area",
  "instance_id": "2783aa9c",
  "mask_svg": "<svg viewBox=\"0 0 264 264\" xmlns=\"http://www.w3.org/2000/svg\"><path fill=\"white\" fill-rule=\"evenodd\" d=\"M103 22V41L107 48V56L124 59L151 58L160 49V40L147 24L150 15L157 12L146 11L141 21L133 19H111L103 14L95 13Z\"/></svg>",
  "mask_w": 264,
  "mask_h": 264
}]
</instances>
